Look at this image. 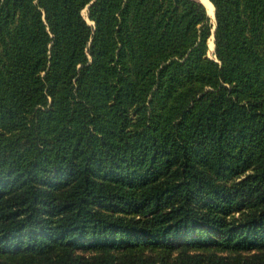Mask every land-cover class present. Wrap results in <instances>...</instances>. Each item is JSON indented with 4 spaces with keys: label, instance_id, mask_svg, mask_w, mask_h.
I'll use <instances>...</instances> for the list:
<instances>
[{
    "label": "trees",
    "instance_id": "obj_1",
    "mask_svg": "<svg viewBox=\"0 0 264 264\" xmlns=\"http://www.w3.org/2000/svg\"><path fill=\"white\" fill-rule=\"evenodd\" d=\"M210 2L0 0V264H264V0Z\"/></svg>",
    "mask_w": 264,
    "mask_h": 264
},
{
    "label": "bare ground",
    "instance_id": "obj_2",
    "mask_svg": "<svg viewBox=\"0 0 264 264\" xmlns=\"http://www.w3.org/2000/svg\"><path fill=\"white\" fill-rule=\"evenodd\" d=\"M202 3H204V5L206 6V8L208 9V14L210 15L211 19L213 18V14H214V7L211 4L210 0H201ZM214 21V18H213ZM213 38V36H212ZM212 38H210L209 42H208V46L210 51L213 50V42H212Z\"/></svg>",
    "mask_w": 264,
    "mask_h": 264
},
{
    "label": "rangeland",
    "instance_id": "obj_3",
    "mask_svg": "<svg viewBox=\"0 0 264 264\" xmlns=\"http://www.w3.org/2000/svg\"><path fill=\"white\" fill-rule=\"evenodd\" d=\"M82 12H83V14L86 16V9H85V8L82 10ZM212 21H213V18H212ZM210 38H212V36H210ZM210 38H208V39L210 40ZM209 40H208V42H209ZM212 42H213V49H214V40H213V38H212ZM208 47H209V46H208ZM213 51H214V50L210 51V49H208V55H209V56H213Z\"/></svg>",
    "mask_w": 264,
    "mask_h": 264
},
{
    "label": "water",
    "instance_id": "obj_4",
    "mask_svg": "<svg viewBox=\"0 0 264 264\" xmlns=\"http://www.w3.org/2000/svg\"><path fill=\"white\" fill-rule=\"evenodd\" d=\"M202 2V1H201ZM204 4V3H203ZM205 6V5H204ZM205 8H206V6H205ZM206 11H207V14H208V9L206 8ZM209 15V14H208ZM210 16V15H209ZM213 18H214V20H215V13L213 14ZM213 28H214V26H213ZM212 36H213V40H214V35H213V33L211 34ZM210 35V36H211ZM214 50V49H213Z\"/></svg>",
    "mask_w": 264,
    "mask_h": 264
}]
</instances>
